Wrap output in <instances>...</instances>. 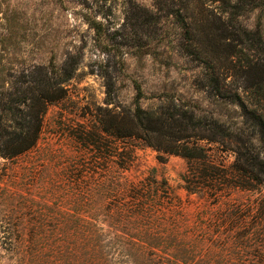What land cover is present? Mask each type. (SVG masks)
I'll return each mask as SVG.
<instances>
[{
	"label": "rangeland",
	"instance_id": "374dc122",
	"mask_svg": "<svg viewBox=\"0 0 264 264\" xmlns=\"http://www.w3.org/2000/svg\"><path fill=\"white\" fill-rule=\"evenodd\" d=\"M245 10L241 25L259 32L264 45V3ZM227 17L221 0H0V92L34 86L40 73L60 87L64 74H72L62 84L65 97L47 108L37 146L16 159L0 156V229L16 216L26 221L17 229H33V219L40 221L38 229H123L106 222V215L127 202L134 209L142 204L145 219L157 221L150 226L145 220L143 227L179 229L191 239L201 235V249H221L219 231L231 229L237 217L243 222L233 228L236 233L249 231L254 238L264 231V185L220 196L191 194L183 180L189 160L102 131L101 119L120 123L134 113L137 84L144 110L173 104L246 129L241 107L214 97L210 75L243 95L248 59L263 64L264 58L238 42L235 53L224 42L212 47ZM199 144L231 173L232 144ZM142 184L152 186L151 196ZM125 185L138 191L127 197ZM3 192L11 195L7 203ZM263 243L231 247L218 261L263 264ZM12 256L0 247V264H15Z\"/></svg>",
	"mask_w": 264,
	"mask_h": 264
},
{
	"label": "trees",
	"instance_id": "16d2710c",
	"mask_svg": "<svg viewBox=\"0 0 264 264\" xmlns=\"http://www.w3.org/2000/svg\"><path fill=\"white\" fill-rule=\"evenodd\" d=\"M221 1L228 17L225 24L218 28L221 31L219 35L209 42L212 47L224 42L228 50H233L235 53L237 46H234V43L238 42L237 44L246 45L249 50L264 58L261 34L257 31H247L238 19L242 12L247 10L245 8L258 7L264 2L260 1L255 5L256 0ZM180 22L188 28L186 19L182 15ZM207 28L212 30L210 33L213 32L211 25ZM251 62L248 59L243 95L225 88L216 73L210 75L214 97L239 105L246 129L228 126L215 119L202 118L186 107L173 104L162 105L157 110H144L140 107L144 94L141 86L137 84L134 113L128 114V117L120 123L117 119H113L106 125L101 119L102 131L117 139L128 138L138 142L139 145L145 144L163 150L166 154L182 156L189 160L190 166L183 180L186 190L191 194L220 196L231 189L252 190L262 186L264 185V63ZM211 70L214 68L211 67ZM64 75L63 80L59 82L60 87L55 85L47 74L42 76L40 73V78L33 77L34 86L0 92L1 157L7 160L16 159L37 146L48 106L66 95V89L62 84L72 79V74ZM113 90L112 83H109L107 89L109 98L112 97ZM125 120L128 124L123 126ZM205 141L234 146L236 159L231 173L216 166L211 160L208 152L212 149L199 144ZM96 146L100 150L98 142ZM208 182L210 185H207ZM144 186L151 196L152 186L142 184V187ZM115 187L121 190L118 183ZM123 188H125V193L123 192L125 196L131 193V190L138 191L137 185L132 186L131 189L127 185ZM100 192L102 193L99 199L104 205L103 191L99 186ZM3 194L1 196H8L4 199L7 203L6 200H10L11 195L5 192ZM131 205L127 202L120 203L115 215L110 213L106 215V222L110 221L117 228L121 225L123 229H81L80 227L38 229L40 221L37 219L30 222L33 224V229H17V226H23L26 221L21 216L12 217L9 224L15 228H8V224L4 229H0V247L6 254L13 255L15 264H223L218 258L224 255V251L231 250V247L236 248L245 242L251 244L252 241L260 245L264 241L262 239L264 231L253 233L252 235L257 236H253L254 238L249 237V231L238 233L240 229H236V233L233 228L243 222L238 221L237 217L233 220L231 229L219 231L221 249L218 251L215 248H212L215 251L210 248L201 249V246L205 245L202 243L201 235L191 239L188 233L179 229L143 227L145 220L150 226H154L157 221L151 223L153 219H145L144 214L148 215V213L141 210L148 208L142 204H138L136 209ZM59 219V223L65 224L63 218L59 217ZM72 224L77 227L79 222L77 220ZM256 249L260 250V247Z\"/></svg>",
	"mask_w": 264,
	"mask_h": 264
}]
</instances>
